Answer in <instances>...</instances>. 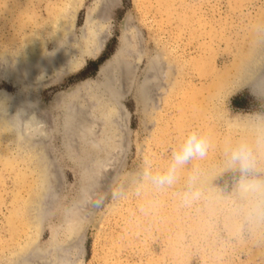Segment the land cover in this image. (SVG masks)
Instances as JSON below:
<instances>
[{"label": "rangeland", "instance_id": "374dc122", "mask_svg": "<svg viewBox=\"0 0 264 264\" xmlns=\"http://www.w3.org/2000/svg\"><path fill=\"white\" fill-rule=\"evenodd\" d=\"M52 5L79 6L73 21L76 38L84 15L91 12L94 29L99 33L96 43L102 49L96 59H87L80 71L64 75L63 66L53 64L48 71L43 69L44 72L41 70L38 75L22 80L27 87L36 88V92L18 91L9 78V67L15 62L13 56L20 44L32 38V33L43 31L39 20ZM263 28L264 0H0V93L3 94L0 108L10 109L7 95L15 99L10 100L15 104L28 101L20 105L26 110L34 109L42 129L49 131L48 146L40 152L36 148L38 142L33 144L32 140L16 138L15 130L5 127L0 113V264H60L54 258L57 257L52 248L54 243L61 245L59 256L63 250H69L66 256L70 259H62L64 264H69L68 260L70 264H264L262 221H243L232 215L227 205L212 212L180 208L174 192L182 187V181L174 188L156 191L143 180L147 166L151 165L153 170L166 168L173 150L190 132L203 134V124L197 116L190 122L179 123L178 127L174 122L177 111L169 110L171 113L166 117V112L159 110L156 102L149 107L150 101L146 111L136 107L135 97L139 99L137 91L144 65L141 66V62L129 84L131 89L123 96L120 133L117 128L118 135L106 148L111 150L105 164L108 169L103 168L104 175L100 173L98 183L92 186L96 190L91 188L93 193L90 191L86 201L79 193L85 175L81 174L76 155L72 156L71 149H65L62 134L57 132L62 119L59 105L67 96L64 92L85 78L102 81L106 71L98 76L99 67L94 68L91 62L107 59L121 34L127 37L131 48L124 50V62L137 61L132 52L139 49V36L145 40L149 55L154 52L155 42L166 43L186 57L202 54L206 68L214 67L220 72L231 67L236 54L243 56L257 43ZM41 37L45 38V34ZM46 47L51 50L49 43ZM82 71L83 74L75 78ZM188 78L198 86L208 83L194 73ZM121 79L123 82V77ZM32 99H35L33 104ZM156 108L158 117L153 115ZM221 108H225L229 116L264 112L262 103L246 88L226 97ZM158 119L163 121L161 132L156 129ZM96 124L98 121L93 123L97 129ZM55 126L59 130L53 129ZM227 128L224 123L215 126L218 139L230 134ZM234 134L238 137L237 132ZM222 159V154L214 153L210 158L194 160L186 166L185 174L192 169H198L202 175L209 173L208 185L227 193L234 176L222 171ZM261 162L264 165V156ZM80 198L81 204L86 202L83 207L76 205ZM68 208L72 212L78 209L73 215L84 214L83 218H78H82L81 222L77 220L80 223L73 221ZM64 217H72L70 221L74 226L71 227L67 219L68 225ZM66 226L75 228L74 232ZM72 241L75 246L68 244ZM25 251L34 255L38 252L40 257L33 258L29 254L24 262ZM49 258L52 262H47Z\"/></svg>", "mask_w": 264, "mask_h": 264}, {"label": "bare ground", "instance_id": "6f19581e", "mask_svg": "<svg viewBox=\"0 0 264 264\" xmlns=\"http://www.w3.org/2000/svg\"><path fill=\"white\" fill-rule=\"evenodd\" d=\"M78 8V5H52L51 9L49 8L50 11L46 12V14L43 13L41 18L39 17V21H42L41 23L43 24V31L41 33L38 31L37 33H32V38H30L31 36H28L30 40L28 38L18 46V52H16V55L13 56L15 61L14 65L12 64V67H9V78L13 84L18 87V91L27 90L28 92L30 90L32 92H36V90H34L36 88L27 87L28 84L22 83V80L33 74L35 75L41 70L43 71V69L48 71L47 68L49 67L50 69V66L53 64H61L63 66V74L69 75L80 71L84 67L85 61L87 59L94 60L99 56L102 46L96 43V41L99 39V33L94 29V16L91 17V12H86L84 15L83 21L79 26V37H75L73 21L74 14L77 12ZM26 15L30 14L27 13ZM100 15L102 16L103 14ZM99 16L98 18H100ZM29 19L31 18L29 17ZM94 22H96V20ZM99 22L100 21H98V23ZM23 27H25V25ZM43 34H45V38L41 37ZM258 36L257 43L252 47L248 45L250 49L247 48L249 50L247 51L246 49L247 52H245L243 56H238L236 54L235 58H233L234 63H231V69L227 68L225 71L219 72L214 67L210 69L206 68L203 63L202 54H199V56L194 58L186 57L184 53H179L166 43L159 44L155 42L154 52L153 54L149 55L145 49V40L140 39L139 36L137 40L139 49H135L136 53L132 52V55L136 57L137 61L134 62V60H130L131 62H124L122 60L124 50L126 49L129 51L131 48L129 47V43L126 39L127 37H124L121 34L117 38V46L115 50L98 66V76L102 75L105 71H108L107 73L105 72V77L102 79V81L99 82L93 78H85L67 88L66 91L64 90V94L67 95L66 101L59 105L62 113V119H60L61 127L60 130L57 129V126L53 127V129L56 128V130H59L57 131L58 133L62 134L63 146L65 149H71V152L73 153L72 156L76 155V161L79 163L78 165L80 166L81 174L85 175V183L81 185L79 192L81 194L80 196H82V199H85V197L87 198L92 186L98 183L97 179L99 178L100 173L107 168L105 164L110 159L109 155L111 150L106 148H109L108 143L112 141V138H114L115 135H118L117 131L120 133L122 128H120L118 124L123 120L124 117V111L122 109V101L124 99L123 96H125L129 92V89H131L129 84L132 82L136 73V66L140 62L141 66L143 64L144 65L141 69L142 71L140 72L142 80L140 85H138L137 91L139 99L135 97L136 107L140 106L142 111H146L150 101L149 107H152L153 105L155 106V104L158 103V109L160 108L159 110L165 111L167 114L165 115L166 117L170 115L171 111L175 110L177 111V115L174 116L176 117L174 122L177 123L175 125L178 127L181 125L179 123L190 122L192 119H194V117L197 116L201 117V122L203 124L202 135L206 136L209 140V150L207 153L209 158L212 157L214 153L222 154L224 144L237 138L234 133L237 132L238 136L251 135L252 130L259 123L257 118H264V112L235 113L229 116L225 108L222 109L221 106L223 104V100L226 97L232 96L242 88H246L256 99L262 103L264 108V28L261 30ZM93 40L95 42H93ZM251 42L252 41H250V43ZM47 43L51 45V50L46 47ZM191 73H194L200 79H207L208 83L206 85L200 84L199 86L192 83L188 78ZM36 77L37 76H35V78ZM121 77H123V82ZM35 78L33 80H35ZM1 93L0 95H3ZM8 97L9 96L7 95V99H9L8 101L10 103V109L7 108L8 110L5 111L6 108L4 110L0 108V113L4 118L3 121L5 122V127L8 130L10 129L9 131L15 130L14 135H16V138L21 137V139L28 142L32 140L33 144L34 142H38V147L36 148L38 151L43 152L49 143L47 139L49 131L46 133V130L44 131L42 129L40 126L41 122L37 118L34 109L32 110L31 108L26 110L25 106L20 105L28 104L26 97H24V100L27 102L24 101L19 104H15L14 101L10 102V100L15 99ZM34 100L32 99L30 102L33 104ZM161 107L163 109H161ZM96 109L97 112H95ZM156 111L157 108L153 112L154 117H158L159 115L155 114ZM91 116L93 118H91ZM95 121H98V125L96 124L98 127L97 129L93 126ZM155 123L156 129L161 132L164 127L163 121L158 119L155 121ZM221 123H224V125L229 127L227 129H230V134L218 139L220 136L215 133V126H218ZM116 141H119L118 138ZM263 156L264 150H262L261 154V157ZM208 175L209 173L203 175L205 180L209 178ZM94 190H96V188H94L93 191ZM86 200H88V198L84 201ZM77 201L78 203H76V205L79 206L82 203L80 202L81 198ZM84 201L83 204H86ZM83 204H81L82 206L80 205L79 207H83ZM71 208L73 207L71 206ZM88 209L89 208H87V210ZM68 210L65 212H68ZM75 210H73V212L71 210L72 214L70 213L69 215H71L74 219L72 217L70 219H73V221L76 219V221L79 220L81 222L84 214H81V216L78 215L80 213L78 212L77 216L75 215V212H77L78 209L75 208ZM80 210L82 209L79 208V211ZM73 213L75 214L73 215ZM37 214L39 216L41 213L39 212ZM66 214L67 213H65V215ZM76 216L77 218H75ZM79 216L82 218L78 219ZM66 217L64 218L66 219ZM70 219H68V222ZM71 221L69 223L71 224V227H73V221ZM79 221L77 222L80 223ZM262 222V227L264 229V221ZM66 227L67 230L71 229V227ZM75 228L73 229L75 230ZM74 230H72V233ZM74 236L75 235H73V237ZM73 237L71 238L73 239ZM71 238L67 240V242L70 241ZM73 243L74 241L68 244L72 246L74 245ZM52 248L57 256L54 257L57 258V261L59 260V262L64 264V259L67 257L70 259V256H66L68 254L66 251L69 252V250H63L64 252L61 251L62 255L60 256L57 254V252L62 249L61 245H58V243H54V247ZM52 248L50 247V250ZM37 253L38 252H36L34 255L33 252L30 253L27 251L23 257L24 262L26 261L25 259H27L26 255L32 254L34 257L32 255L31 257L35 258L36 256H39ZM63 253L66 257H62L64 256ZM60 259L63 260L60 261ZM49 260H51V258H49L47 262H49ZM69 261L70 260H68L67 263L70 264ZM50 262H52V260Z\"/></svg>", "mask_w": 264, "mask_h": 264}, {"label": "clouds", "instance_id": "9594fccd", "mask_svg": "<svg viewBox=\"0 0 264 264\" xmlns=\"http://www.w3.org/2000/svg\"><path fill=\"white\" fill-rule=\"evenodd\" d=\"M251 135L238 136L226 142L222 149V171L234 176L230 190L209 186L198 169L185 174L186 166L207 156L209 140L198 131L190 132L173 150L166 168L153 170L151 165L143 172V180L156 190L182 187L174 192L178 207L195 212L215 211L227 205L230 213L243 221H264V118Z\"/></svg>", "mask_w": 264, "mask_h": 264}, {"label": "trees", "instance_id": "16d2710c", "mask_svg": "<svg viewBox=\"0 0 264 264\" xmlns=\"http://www.w3.org/2000/svg\"><path fill=\"white\" fill-rule=\"evenodd\" d=\"M105 60L99 59L97 62H91V65L94 66V68H98V66ZM83 74V71L80 72L79 74H77V76H75V78L79 77L80 75Z\"/></svg>", "mask_w": 264, "mask_h": 264}]
</instances>
